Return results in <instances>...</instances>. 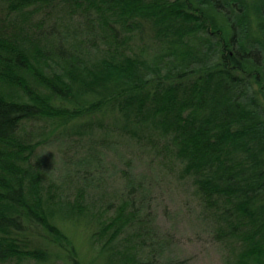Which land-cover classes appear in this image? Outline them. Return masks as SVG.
<instances>
[{
	"label": "trees",
	"instance_id": "16d2710c",
	"mask_svg": "<svg viewBox=\"0 0 264 264\" xmlns=\"http://www.w3.org/2000/svg\"><path fill=\"white\" fill-rule=\"evenodd\" d=\"M131 149L264 264V0H0V264H186L132 160L95 175Z\"/></svg>",
	"mask_w": 264,
	"mask_h": 264
},
{
	"label": "rangeland",
	"instance_id": "374dc122",
	"mask_svg": "<svg viewBox=\"0 0 264 264\" xmlns=\"http://www.w3.org/2000/svg\"><path fill=\"white\" fill-rule=\"evenodd\" d=\"M69 144V143H68ZM53 142L45 146L40 152L42 159L55 176L64 173V168L70 159L65 154H74L69 151L70 144ZM69 152V153H68ZM77 154L83 155L78 152ZM122 159L118 156L105 157L101 161L100 171L96 176L109 178L114 181L116 171L125 167L127 160H132V171L137 177L143 179L144 185L150 196V203L157 213L159 230L164 234L169 233L175 238L174 252L176 256L186 261V264H223L217 246L209 238L205 226L198 218L197 208L194 204L190 207L185 205V198H188L189 191L185 186H180L181 181L170 175V172L157 173L148 168L149 159L136 150H127ZM120 159V160H119ZM166 174V175H161ZM168 174V175H167ZM113 184L115 185V183ZM149 182V183H148ZM157 186H156V184ZM26 264H34L28 262Z\"/></svg>",
	"mask_w": 264,
	"mask_h": 264
}]
</instances>
